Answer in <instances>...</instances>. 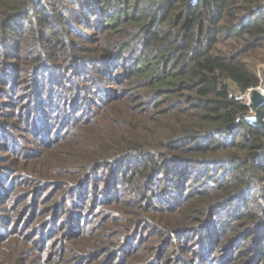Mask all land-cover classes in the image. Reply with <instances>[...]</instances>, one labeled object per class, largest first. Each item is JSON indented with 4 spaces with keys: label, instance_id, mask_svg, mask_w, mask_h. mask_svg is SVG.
<instances>
[{
    "label": "trees",
    "instance_id": "1",
    "mask_svg": "<svg viewBox=\"0 0 264 264\" xmlns=\"http://www.w3.org/2000/svg\"><path fill=\"white\" fill-rule=\"evenodd\" d=\"M262 64L264 0H0V94L26 86L33 111L87 94L54 138L63 169L37 173L65 200L106 176L115 208L70 235L78 264H264V99L242 95Z\"/></svg>",
    "mask_w": 264,
    "mask_h": 264
},
{
    "label": "rangeland",
    "instance_id": "2",
    "mask_svg": "<svg viewBox=\"0 0 264 264\" xmlns=\"http://www.w3.org/2000/svg\"><path fill=\"white\" fill-rule=\"evenodd\" d=\"M14 83L7 87L5 94H0V99H3V104L0 102L3 115L0 117L8 121L7 126L0 130V264H50L48 261H54L55 255L61 256L65 264H78L79 260L73 259L72 252L83 250L89 244L87 241L81 246L84 241L70 235L92 228L103 217L109 219L111 214L104 211L115 208L106 202L107 197L113 194L104 192L106 176L101 178L102 173H99L93 186L85 185L86 191L82 188L79 192L75 190L65 200L64 189L58 188L56 181L45 180L51 175L45 178V175L37 173H56L58 169H63L53 167L55 162L51 160L57 146L54 142L64 137L61 133L63 129L71 127L70 121L80 113L79 104L87 94L81 90L80 100L79 96L74 99L73 92V105L78 112L75 109L70 111L69 106L64 107L57 102L40 105L33 111L27 99L26 86L18 88ZM112 87L113 83H109L98 86V89ZM94 89V84H89V94ZM255 89L264 94L263 84ZM71 92L66 94L72 95ZM57 175L64 177L59 172ZM148 228L141 229L139 239L142 243L151 244L144 240L148 238ZM127 250L128 247H125L117 251L116 258ZM160 252L164 253L162 260L174 257L162 250ZM184 255L186 259L177 258L180 264L199 261L194 254L186 252ZM224 255V251H219L217 256L211 254L207 263L202 264H226L227 257Z\"/></svg>",
    "mask_w": 264,
    "mask_h": 264
},
{
    "label": "water",
    "instance_id": "3",
    "mask_svg": "<svg viewBox=\"0 0 264 264\" xmlns=\"http://www.w3.org/2000/svg\"><path fill=\"white\" fill-rule=\"evenodd\" d=\"M251 99L253 101V106L256 107L264 99V94L260 93L257 89H253Z\"/></svg>",
    "mask_w": 264,
    "mask_h": 264
},
{
    "label": "built area",
    "instance_id": "4",
    "mask_svg": "<svg viewBox=\"0 0 264 264\" xmlns=\"http://www.w3.org/2000/svg\"><path fill=\"white\" fill-rule=\"evenodd\" d=\"M257 87V86H256ZM256 87H249L246 89V91L242 94L244 96V98L250 102L252 99H251V93H252V90L255 89ZM264 91V90H263Z\"/></svg>",
    "mask_w": 264,
    "mask_h": 264
}]
</instances>
